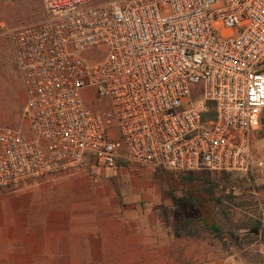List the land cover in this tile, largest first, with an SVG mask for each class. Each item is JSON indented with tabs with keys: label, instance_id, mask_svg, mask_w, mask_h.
Wrapping results in <instances>:
<instances>
[{
	"label": "built area",
	"instance_id": "built-area-1",
	"mask_svg": "<svg viewBox=\"0 0 264 264\" xmlns=\"http://www.w3.org/2000/svg\"><path fill=\"white\" fill-rule=\"evenodd\" d=\"M8 34L24 102L20 127L0 125V192L87 157L178 172L261 163L264 0H44Z\"/></svg>",
	"mask_w": 264,
	"mask_h": 264
},
{
	"label": "crops",
	"instance_id": "crops-1",
	"mask_svg": "<svg viewBox=\"0 0 264 264\" xmlns=\"http://www.w3.org/2000/svg\"><path fill=\"white\" fill-rule=\"evenodd\" d=\"M120 169L87 157L72 174L1 191L0 264H228L212 257L187 262L162 220L120 204L119 196L132 189L129 182L120 185L119 179L129 180Z\"/></svg>",
	"mask_w": 264,
	"mask_h": 264
},
{
	"label": "rangeland",
	"instance_id": "rangeland-1",
	"mask_svg": "<svg viewBox=\"0 0 264 264\" xmlns=\"http://www.w3.org/2000/svg\"><path fill=\"white\" fill-rule=\"evenodd\" d=\"M43 11L44 0H0V119L7 116L15 119L11 124L0 121V125L21 126L23 89L8 29L38 20ZM86 95L88 106L98 110L106 106L91 92ZM256 140L261 141L258 147L254 146ZM252 151L261 163L254 164L246 172L208 169L178 172L146 168L120 159L115 167H121L120 170L129 176L128 181L119 179L120 185L129 182L132 189L119 196L118 201L146 208L147 214L162 220L169 231L176 227L179 216H189L197 211L205 214L204 208L209 207V219L228 234L243 223L254 224L259 218L264 219V112L253 134ZM108 170L113 171L114 168ZM189 176L194 179L189 180ZM183 197L185 199L181 200ZM240 232L246 233L244 230ZM170 234L173 236L172 247L185 248L187 262L212 257L228 264H264V225L257 234L247 233L249 235H240L238 239L227 236L224 242L208 232H203L200 238Z\"/></svg>",
	"mask_w": 264,
	"mask_h": 264
},
{
	"label": "trees",
	"instance_id": "trees-1",
	"mask_svg": "<svg viewBox=\"0 0 264 264\" xmlns=\"http://www.w3.org/2000/svg\"><path fill=\"white\" fill-rule=\"evenodd\" d=\"M193 172V171H192ZM189 180H193L194 177L189 176L187 177ZM185 199V197L181 198V200ZM193 205L192 202H190ZM205 214L197 211L196 213L189 215V216H179L178 222L176 227L173 231H169L175 237H194L200 238L203 232H208L212 234L214 237L218 238L221 241H225L227 236H230L231 239H238V237L249 235L247 233H242L240 231L247 230V229H257V231H261L264 225V219L261 220L259 218L256 223L248 224L243 223L236 227L235 230L229 231L228 234L216 223L209 219L210 208H204ZM242 233V234H241Z\"/></svg>",
	"mask_w": 264,
	"mask_h": 264
},
{
	"label": "water",
	"instance_id": "water-1",
	"mask_svg": "<svg viewBox=\"0 0 264 264\" xmlns=\"http://www.w3.org/2000/svg\"><path fill=\"white\" fill-rule=\"evenodd\" d=\"M246 233H254V234H257V229H247V230H244Z\"/></svg>",
	"mask_w": 264,
	"mask_h": 264
}]
</instances>
